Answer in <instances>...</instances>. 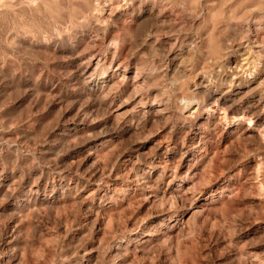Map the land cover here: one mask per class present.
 <instances>
[{"label":"rangeland","instance_id":"obj_1","mask_svg":"<svg viewBox=\"0 0 264 264\" xmlns=\"http://www.w3.org/2000/svg\"><path fill=\"white\" fill-rule=\"evenodd\" d=\"M238 44L264 50V0H0V264H264Z\"/></svg>","mask_w":264,"mask_h":264},{"label":"bare ground","instance_id":"obj_2","mask_svg":"<svg viewBox=\"0 0 264 264\" xmlns=\"http://www.w3.org/2000/svg\"><path fill=\"white\" fill-rule=\"evenodd\" d=\"M140 2V1H139ZM153 7V6H152ZM129 11L130 13H132V16L134 17H142L143 15L142 14H145V15H152L154 14V8H150L149 11H146L145 10V7H143L141 4L140 5H137V4H132L130 5V8H129ZM127 13H128V10H127ZM129 13V14H130ZM191 15V14H190ZM158 16V15H157ZM192 18V17H191ZM160 21V20H159ZM200 37V36H199ZM204 37V36H203ZM202 37V39H203ZM205 38V37H204ZM194 39V38H193ZM206 40V39H205ZM191 41V40H190ZM199 39L198 41H191V43L189 44L187 50L185 51L186 52V55L185 57H193L195 54H197L198 52L200 53V55L202 54H205L203 50H200L199 48ZM201 42V41H200ZM206 42V41H205ZM195 44V45H194ZM202 44V42H201ZM200 44V45H201ZM203 48V47H202ZM206 48V46H205ZM204 48V49H205ZM206 50V49H205ZM243 51V52H242ZM235 52H238L240 53V55L242 56V54H248V59L246 60H249L247 63H246V67L243 68L242 70H237V69H232L231 71H227L225 74L222 75L223 79L226 81V82H231L232 84H230V88H232V86L236 83H240V84H247V88L248 86L250 87L253 83L257 82L258 80V83L260 86L263 85L262 81L261 80L263 77H264V50L260 52H258L257 54L252 53L249 51L246 50L245 47H242L241 44H238L236 49H235ZM242 52V53H241ZM198 53V54H199ZM114 55V53H113ZM237 55V54H235ZM229 56V55H228ZM113 57V56H112ZM229 58V57H228ZM246 58V56H245ZM237 59V58H235ZM102 60V59H101ZM189 61H192V59H190ZM238 61V60H237ZM244 61V60H243ZM99 63V62H98ZM96 64V63H95ZM242 65V64H240ZM239 65V66H240ZM97 66V65H96ZM95 66V67H96ZM241 67V66H240ZM238 68V67H237ZM95 70V68H94ZM193 84L197 87V88H200V90L203 92L202 95L206 94L207 96H215V98H212L214 100H212L213 102L212 103H217L219 102V100L221 99H217L216 100V87L214 86L213 84V80H211L209 78V76L206 74V73H199L195 76V79H193ZM216 81V80H215ZM192 84V85H193ZM227 84V83H226ZM223 85V84H222ZM245 86V85H244ZM245 86V87H246ZM220 88V87H219ZM255 88V87H254ZM221 90V89H220ZM198 91V90H197ZM227 91V90H226ZM201 92V93H202ZM245 92V91H244ZM200 93V92H198ZM200 93V94H201ZM222 93V92H221ZM224 93V92H223ZM246 93V92H245ZM221 95V94H220ZM219 95V96H220ZM238 96V95H237ZM234 97V96H233ZM196 98V97H194ZM199 97L197 96L196 98V102H195V108H194V111L191 112V114H193L194 112L196 111H199L200 107L203 105L201 99H198ZM240 98V96H239ZM211 99V98H210ZM194 100V99H193ZM240 100V99H239ZM187 102V101H186ZM185 102V103H186ZM239 102V101H238ZM184 103V104H185ZM191 103V101L189 102ZM189 103H187L186 105V108L189 106ZM211 103V102H209ZM213 104V105H215ZM225 104V103H224ZM230 104V103H229ZM210 106V105H209ZM219 107V106H218ZM231 107V106H230ZM212 109V108H211ZM191 110V109H190ZM223 110V109H222ZM254 110V109H253ZM258 110V109H257ZM215 111V110H214ZM185 112V111H184ZM224 112V111H223ZM226 113V112H225ZM224 113V114H225ZM184 114V113H183ZM256 114V111L254 110L253 111V116H255ZM154 115V114H153ZM187 115V114H186ZM190 115V114H188ZM226 115V114H225ZM183 116V115H182ZM257 116V114H256ZM259 117V116H258ZM147 120V118H146ZM247 130V129H246Z\"/></svg>","mask_w":264,"mask_h":264}]
</instances>
